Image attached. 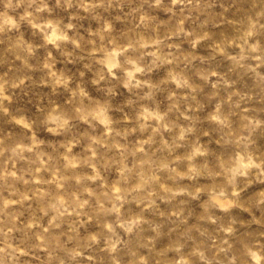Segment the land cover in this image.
<instances>
[{
  "label": "clouds",
  "instance_id": "clouds-1",
  "mask_svg": "<svg viewBox=\"0 0 264 264\" xmlns=\"http://www.w3.org/2000/svg\"><path fill=\"white\" fill-rule=\"evenodd\" d=\"M0 264H264V0H0Z\"/></svg>",
  "mask_w": 264,
  "mask_h": 264
}]
</instances>
